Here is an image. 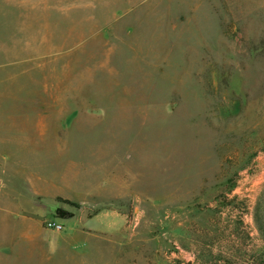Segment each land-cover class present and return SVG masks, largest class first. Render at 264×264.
I'll list each match as a JSON object with an SVG mask.
<instances>
[{"label": "rangeland", "instance_id": "obj_1", "mask_svg": "<svg viewBox=\"0 0 264 264\" xmlns=\"http://www.w3.org/2000/svg\"><path fill=\"white\" fill-rule=\"evenodd\" d=\"M0 264H264V0H0Z\"/></svg>", "mask_w": 264, "mask_h": 264}, {"label": "built area", "instance_id": "obj_2", "mask_svg": "<svg viewBox=\"0 0 264 264\" xmlns=\"http://www.w3.org/2000/svg\"><path fill=\"white\" fill-rule=\"evenodd\" d=\"M46 226L48 228H53V229H60L62 227L60 224L52 222V221L47 222Z\"/></svg>", "mask_w": 264, "mask_h": 264}]
</instances>
